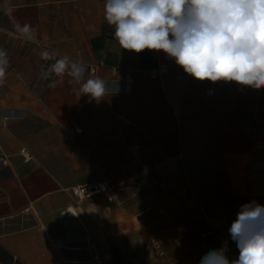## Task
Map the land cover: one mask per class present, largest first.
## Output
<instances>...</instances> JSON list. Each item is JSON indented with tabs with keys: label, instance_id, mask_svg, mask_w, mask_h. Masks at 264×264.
I'll use <instances>...</instances> for the list:
<instances>
[{
	"label": "crops",
	"instance_id": "1",
	"mask_svg": "<svg viewBox=\"0 0 264 264\" xmlns=\"http://www.w3.org/2000/svg\"><path fill=\"white\" fill-rule=\"evenodd\" d=\"M104 3L0 0L10 61L0 87V264H200L222 246L219 235L236 258L232 222L241 205H264V89L196 80L162 51L142 62L144 51L119 47ZM25 24L34 39L17 32ZM45 50L83 62L85 78L116 90L77 97L69 77L49 88ZM161 64L168 72L151 76ZM133 179V212L71 191ZM146 204L166 213L145 221L134 212Z\"/></svg>",
	"mask_w": 264,
	"mask_h": 264
},
{
	"label": "clouds",
	"instance_id": "2",
	"mask_svg": "<svg viewBox=\"0 0 264 264\" xmlns=\"http://www.w3.org/2000/svg\"><path fill=\"white\" fill-rule=\"evenodd\" d=\"M104 19L114 28L119 47L141 53L163 52L183 71L199 81L235 82L241 87L264 89V0H105ZM17 32L34 39L30 25ZM41 77L49 88L69 77L78 85L75 95L101 99L116 85L89 75L83 62L54 51H42ZM9 57L0 48V87L9 71ZM238 256L229 259L227 242L200 264H264V205L243 204L229 228Z\"/></svg>",
	"mask_w": 264,
	"mask_h": 264
},
{
	"label": "built area",
	"instance_id": "3",
	"mask_svg": "<svg viewBox=\"0 0 264 264\" xmlns=\"http://www.w3.org/2000/svg\"><path fill=\"white\" fill-rule=\"evenodd\" d=\"M159 68L150 71L151 76H156L159 74H164L168 72V66L166 64H161L158 66ZM184 74L179 73L176 75V79H183ZM76 132L81 133L82 130L76 128ZM3 163L7 164L8 160L6 158H2ZM138 180L133 179L124 185H112L106 181L103 182H89V183H81L76 184L71 187L72 193L78 197L79 199L93 197L96 195H104L109 202V205H119L128 211L133 212L137 207L138 202L135 199V194L129 192V188L132 185H136ZM129 192L128 195L124 196L123 193ZM166 213V209L155 205V204H146L143 207L139 208L134 214L139 218H144L145 221L162 216ZM222 245L224 242H227V246L230 244V240L226 235H219ZM150 246L155 250L156 254L160 257H164L166 255V251L164 249V245L160 242V240L155 237H150Z\"/></svg>",
	"mask_w": 264,
	"mask_h": 264
},
{
	"label": "trees",
	"instance_id": "4",
	"mask_svg": "<svg viewBox=\"0 0 264 264\" xmlns=\"http://www.w3.org/2000/svg\"><path fill=\"white\" fill-rule=\"evenodd\" d=\"M97 43H98V41H95V42H94V45L97 46ZM148 53L151 54V51H149V50H144V53L142 54V62L145 61L146 56H147Z\"/></svg>",
	"mask_w": 264,
	"mask_h": 264
}]
</instances>
